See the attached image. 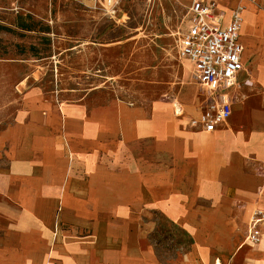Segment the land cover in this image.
<instances>
[{
  "label": "crops",
  "instance_id": "crops-1",
  "mask_svg": "<svg viewBox=\"0 0 264 264\" xmlns=\"http://www.w3.org/2000/svg\"><path fill=\"white\" fill-rule=\"evenodd\" d=\"M181 1L187 13L191 0ZM205 1L225 21L242 6L243 69L227 122L190 126L203 104L178 124L158 104L57 106L41 87L26 90L0 130V264H222L211 246L237 214L264 210V0ZM243 112L246 124L235 119ZM144 208L189 233L190 249L161 262Z\"/></svg>",
  "mask_w": 264,
  "mask_h": 264
},
{
  "label": "rangeland",
  "instance_id": "rangeland-1",
  "mask_svg": "<svg viewBox=\"0 0 264 264\" xmlns=\"http://www.w3.org/2000/svg\"><path fill=\"white\" fill-rule=\"evenodd\" d=\"M186 5L118 0L113 20L89 0H0V130L13 122L23 93L38 86L57 106L121 100L149 111L158 104L185 124L204 99L188 62L176 53ZM174 101L186 105L180 118L172 115ZM245 115L235 119L246 124ZM144 209L141 225L161 262L190 249L189 233L163 212ZM255 210L264 213L252 206L245 219L237 214L225 240L211 246L222 264H264V222L258 241L246 239Z\"/></svg>",
  "mask_w": 264,
  "mask_h": 264
},
{
  "label": "built area",
  "instance_id": "built-area-1",
  "mask_svg": "<svg viewBox=\"0 0 264 264\" xmlns=\"http://www.w3.org/2000/svg\"><path fill=\"white\" fill-rule=\"evenodd\" d=\"M89 1L99 5L106 17L118 20V0ZM241 10L240 5L232 8L225 21V12L218 10L213 2L191 0L186 13V29L178 34L176 53L188 62L204 94L198 116L189 121L192 127L212 132L223 126L231 115L230 90L240 85L238 74L243 69V47L239 42ZM172 108L176 117L183 115L181 102L174 101ZM260 222H264V213L255 210L247 226L246 239L250 242L259 240L257 226Z\"/></svg>",
  "mask_w": 264,
  "mask_h": 264
}]
</instances>
